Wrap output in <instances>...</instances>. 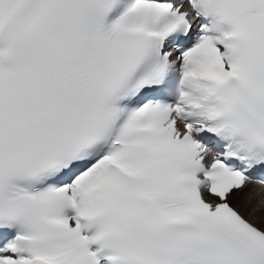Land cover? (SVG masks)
Wrapping results in <instances>:
<instances>
[{
  "label": "snow or ice",
  "instance_id": "snow-or-ice-1",
  "mask_svg": "<svg viewBox=\"0 0 264 264\" xmlns=\"http://www.w3.org/2000/svg\"><path fill=\"white\" fill-rule=\"evenodd\" d=\"M0 264H264V0H0Z\"/></svg>",
  "mask_w": 264,
  "mask_h": 264
}]
</instances>
